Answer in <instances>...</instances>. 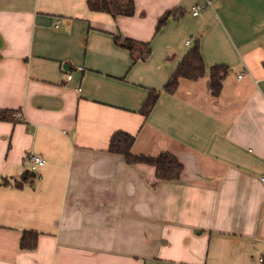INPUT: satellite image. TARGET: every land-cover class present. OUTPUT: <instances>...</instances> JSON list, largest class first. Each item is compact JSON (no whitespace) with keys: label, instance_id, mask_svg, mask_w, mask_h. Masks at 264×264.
<instances>
[{"label":"crops","instance_id":"0c3cea01","mask_svg":"<svg viewBox=\"0 0 264 264\" xmlns=\"http://www.w3.org/2000/svg\"><path fill=\"white\" fill-rule=\"evenodd\" d=\"M135 4L114 17L87 0H0V110L22 117L0 120V264H264V0ZM116 34L150 42L148 59ZM197 42L205 75L167 92ZM217 64L230 72L214 95ZM118 130L137 155L177 156L181 178L110 152ZM31 152L46 163L18 186Z\"/></svg>","mask_w":264,"mask_h":264},{"label":"trees","instance_id":"16d2710c","mask_svg":"<svg viewBox=\"0 0 264 264\" xmlns=\"http://www.w3.org/2000/svg\"><path fill=\"white\" fill-rule=\"evenodd\" d=\"M88 6L92 11L107 12L116 17L119 15L133 16L136 12L135 0H87ZM176 9L167 11L164 16L158 20L157 31L166 24L168 18L173 16L175 19L179 18L181 12L175 13ZM179 14V15H178ZM116 42L127 48L134 61L147 60L152 52L150 42L138 41L128 37H122L119 34L115 35ZM205 62L199 47V43L188 52L182 62L179 64L176 71L172 74L169 81L165 85V90L169 93H174L180 83L181 78H188L197 80L205 75ZM230 72V67L227 64H217L211 68V90L214 95H219L223 88V81ZM160 92L152 90L147 98L143 113L147 115L156 104ZM18 114V115H17ZM21 117V112L14 110L2 109L0 110L1 121L16 122ZM136 136L123 131H116L110 139L109 151L112 153L121 154L129 164H147L155 168L156 177L159 180L176 181L181 178L184 165L177 156L170 152H163L158 156L137 155L132 152ZM35 173L27 171L23 175V181L18 182L21 186L23 182L32 181L35 178ZM38 233L35 231H24L21 238L22 249H33L37 246Z\"/></svg>","mask_w":264,"mask_h":264},{"label":"built area","instance_id":"2783aa9c","mask_svg":"<svg viewBox=\"0 0 264 264\" xmlns=\"http://www.w3.org/2000/svg\"><path fill=\"white\" fill-rule=\"evenodd\" d=\"M192 14L193 15H198L202 10H203V7L199 4H196V5H193L192 8ZM189 43V41H188ZM72 74H68L67 78L70 80L72 79ZM239 77L241 78L242 75H239ZM29 159L31 161V166H30V171L33 172V173H36L39 169V167L43 166L45 163H46V159L45 157L39 155V154H36V153H33L31 152L29 154ZM262 182L264 184V175L262 176ZM263 259H261L262 261Z\"/></svg>","mask_w":264,"mask_h":264},{"label":"water","instance_id":"95a60500","mask_svg":"<svg viewBox=\"0 0 264 264\" xmlns=\"http://www.w3.org/2000/svg\"><path fill=\"white\" fill-rule=\"evenodd\" d=\"M1 42H2V38H1V35H0V48H1Z\"/></svg>","mask_w":264,"mask_h":264},{"label":"rangeland","instance_id":"374dc122","mask_svg":"<svg viewBox=\"0 0 264 264\" xmlns=\"http://www.w3.org/2000/svg\"><path fill=\"white\" fill-rule=\"evenodd\" d=\"M190 11H191V8H190ZM190 14L192 15V11L190 12Z\"/></svg>","mask_w":264,"mask_h":264}]
</instances>
